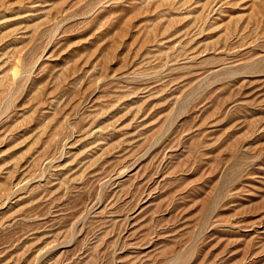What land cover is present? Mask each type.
Returning <instances> with one entry per match:
<instances>
[{"label": "rangeland", "instance_id": "obj_1", "mask_svg": "<svg viewBox=\"0 0 264 264\" xmlns=\"http://www.w3.org/2000/svg\"><path fill=\"white\" fill-rule=\"evenodd\" d=\"M0 264H264V0H0Z\"/></svg>", "mask_w": 264, "mask_h": 264}]
</instances>
